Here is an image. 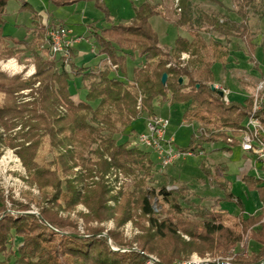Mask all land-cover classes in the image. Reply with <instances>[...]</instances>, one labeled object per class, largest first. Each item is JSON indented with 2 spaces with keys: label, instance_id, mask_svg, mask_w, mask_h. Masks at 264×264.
<instances>
[{
  "label": "trees",
  "instance_id": "16d2710c",
  "mask_svg": "<svg viewBox=\"0 0 264 264\" xmlns=\"http://www.w3.org/2000/svg\"><path fill=\"white\" fill-rule=\"evenodd\" d=\"M9 1L0 0V60L30 52L35 72L24 78L21 75L10 77L0 70V124L7 133L21 126L20 131L11 137L0 136V141L18 147L24 164L32 171V178L40 185L52 188V200L48 201L54 203L64 199L68 207L83 202L89 210L84 215L87 223L114 219L119 228L133 218L134 211H138L149 227L143 228V234L137 236L134 243H126L122 241L123 236L115 232L101 235L102 228H91L83 234H64L61 229L65 224L45 208L39 218L33 214L4 213L0 218V255H3L0 264H146L147 253L157 255L164 264H174L176 259L189 258L193 253L205 256L228 252L247 232L252 242L259 243L261 248L242 262H262L263 179L252 175L242 178L250 190L258 191L263 204L262 213L246 214L241 199L228 187L226 177L218 172L213 177L210 167L203 164L207 176L224 192L225 200L235 203L242 212L233 215L215 202L211 208L196 205L194 219H190L186 215L191 208L183 204L189 202L190 188L186 182L167 175L157 188H147V178L136 180L133 190L123 193L121 202L116 201L120 204L114 208L109 202L116 197L110 196L102 178L112 169H121L134 177L139 171H144L146 177L154 174V167L160 162L151 158L152 152L135 146L128 138L120 142L118 136L129 128V134L136 138L133 121L143 115L148 118L157 116L155 103L158 102L187 104L184 121L199 124L201 133L193 135L188 147L181 152L198 154L208 143H222V149L229 151L240 145L254 99L250 96L243 103L231 99L227 103L224 96L212 90L214 64L222 62L226 67L230 55L229 47L213 34L226 38L228 43L232 38L244 39L254 51L249 14L252 12L263 19L264 0H235L236 19L204 11L194 0H179L176 7L179 14L173 24L185 30L189 37L178 36L172 49L160 44L150 23L152 17L160 15L159 7H163L162 2L166 0L157 4L140 0L129 24H111L92 32L100 46L99 54L105 55L112 64V67L107 65L104 68L77 64L73 48L68 61L61 55L51 56L48 45L44 51L48 57L42 56L48 29L64 24L54 26L55 23L48 22L36 27L31 41L5 36L2 26ZM19 1L21 10L29 9L34 18L38 17L28 0ZM48 1L64 5L77 0ZM208 1L221 5L220 0ZM103 10L107 13L106 9ZM205 34L210 35L208 40ZM129 51L137 53L142 60L130 78L126 75ZM184 54H189L188 61L183 59ZM113 71L124 73L126 80L112 77ZM164 74L168 75L165 84L162 83ZM180 78H183L182 83ZM25 89L31 90V100L19 102L16 94ZM74 96L78 97V102ZM258 117L264 124V108ZM49 153L53 154L49 162L53 168L40 167L41 159ZM76 167L80 170L74 174ZM261 169L264 171L263 163ZM95 176L101 180L85 183ZM176 182H179L177 187L168 189ZM156 200L159 212L154 208ZM2 208L3 205L0 213L5 212ZM178 231L189 236L190 240H184L185 245L180 249L172 246L163 249L160 241L169 234L177 235ZM12 236L23 238L16 249L11 248ZM108 239L118 250H112ZM134 244L138 251L133 249ZM124 246L130 249L121 250Z\"/></svg>",
  "mask_w": 264,
  "mask_h": 264
},
{
  "label": "rangeland",
  "instance_id": "374dc122",
  "mask_svg": "<svg viewBox=\"0 0 264 264\" xmlns=\"http://www.w3.org/2000/svg\"><path fill=\"white\" fill-rule=\"evenodd\" d=\"M28 1L37 11L43 10L44 21L55 23L54 26L64 24L71 31V39L75 40L72 45L76 55L74 61L77 64L85 63L96 68L107 57L99 54L100 46L92 35V32L96 30L100 31L111 24H129L135 17L136 8L141 4L137 0H99V4L98 0H77L64 5H57L48 0ZM194 1L204 11L236 19L235 11L237 10V5L235 0H220L221 5L208 0ZM150 2L157 4L162 1L150 0ZM162 5L163 7H159L161 11L160 15L152 17L150 23L159 37L160 44L163 47L172 49L178 36L189 37V34L173 24V21L179 14V11L176 10V1L166 0L162 2ZM103 8L107 10V13ZM35 18L38 19V17ZM38 20L39 23L35 24V29H31L34 26L32 12L29 9L21 10V1L11 0L6 8L5 23L2 26L3 33L5 36L13 39L31 41L36 33V27L45 24L41 19ZM249 25L254 32V51H251L244 39L232 38L231 42L228 43L226 38L213 34L215 38H218L225 46L229 47L232 54L230 69H227L222 62L214 64L212 68L214 83H218L229 89V100L231 99L239 103H243L250 93L253 96L255 87L264 79V18L260 19L251 12L249 14ZM50 30L48 29L46 32V36H48ZM205 37L208 40L210 35L205 34ZM11 45L13 46L14 44L11 43ZM46 48L47 44L43 45L41 49L43 51L41 54L45 58L46 56L48 57L44 52ZM189 58V54L183 55L184 60L188 61ZM141 61L137 53L131 51L127 53V77H132L133 69ZM107 65L112 67L110 60H106L104 64H101V68ZM0 70L10 77L21 75L24 78H29L35 72L33 56L30 52H25L13 58L0 60ZM259 73H261L260 78L256 75ZM126 75L121 72H111L112 77L120 80H126ZM75 82L76 86H78L77 83L79 81L76 79ZM185 82H187V79ZM213 85L216 86V84ZM216 87L224 89L220 86ZM72 88L75 91L77 90L73 82ZM30 94L31 90L25 89L16 94V97H18L19 102H29L31 100ZM73 99L78 102L76 96ZM187 109L188 105L185 103H155L157 116L168 118L170 121L166 137L174 139L173 147L176 150L187 148L192 136L198 135L200 132L197 122L186 123L184 121L183 118ZM149 119L146 115H143L133 121L132 129H134L136 135L148 133ZM20 127L18 126L15 130L7 133L0 124V136L2 138L11 137L20 131ZM125 138H128L131 143L135 139L134 134H129V128L124 131L123 135L118 136L120 142L125 140ZM18 141L20 142V140ZM0 142V206L3 205L2 210L5 211L0 213V218L4 217L5 214H33L39 218L43 208H45L52 216L56 215L65 224L61 229V232L64 234L72 232L83 234L91 228H102L103 233L101 235L107 236L108 232H115L117 235H122V241L126 243H134L135 238L143 234V228L149 227L148 221L139 216L140 213L138 211H134L133 218L119 228L114 219L102 223H87L84 215L88 214L89 210L83 202L75 207H68L64 199H59L54 203L50 202L52 200V188L44 187L36 179L32 178V171L24 164L19 154V148L10 146L2 141ZM222 147V143H208L205 145L203 153L187 155L183 152L169 166L164 167L157 164L158 167H154V174L150 177H146L144 171H139L134 177L121 169L110 170L102 178L110 190V196L114 195L116 197V199L109 202V205L114 208L118 207L120 203L118 204L116 201L121 202L122 194L133 190L136 180L147 178L145 186L147 188H157L161 179L164 176L170 175L180 182H186L190 188L188 194L189 202L183 203L185 206L191 208L186 215L187 218L194 219V214L197 211L195 209L196 205L211 208L215 202H219L221 207L227 209L233 215H239L242 212L241 208L233 202L226 201L224 192L218 188L215 180L209 178L203 170V164H207L211 169L213 177L217 172L226 177L228 187H232L234 194L241 199L245 213L261 212L262 201L258 191L250 190L241 181V177L244 174H256L264 177V172L260 169V165L257 164V169L253 168L254 165L250 161L251 157H245V153L240 146H234L230 151L222 149ZM142 148L147 149L145 147ZM147 150L152 152L151 158L157 162L156 152L152 149ZM52 159L53 154L44 155L39 166L42 168H46L47 166L53 168L49 164ZM79 170L80 167H76L74 174ZM99 180H101V177L95 176L94 179H87L85 183L91 184ZM178 185L179 182H176L169 185L168 189H173ZM159 202L161 201L159 200ZM154 208L156 212L160 211L157 200L154 202ZM21 240H23L22 237L15 238L12 236L10 240L11 248L16 249L15 246ZM184 240L189 241V236L185 235L182 231H178L177 235H167L165 239L160 241V245L163 249L169 246L180 249L185 245ZM108 243L112 247V250H118V247L113 245L111 239H108ZM133 246V249L139 250L136 244ZM260 248V244L252 242L250 234L247 232L243 234L242 241L228 252L209 253L205 256L193 253L189 258L176 259L174 264L185 263L192 260L195 256L204 260H215L220 257L225 258L230 256L229 260L232 263L246 264L242 260L251 258L252 252L257 253ZM129 249V247L124 246L121 250L128 251ZM147 255H152L159 259L155 254L147 253ZM0 258L3 259V255H0ZM159 264L164 263L160 261Z\"/></svg>",
  "mask_w": 264,
  "mask_h": 264
},
{
  "label": "built area",
  "instance_id": "2783aa9c",
  "mask_svg": "<svg viewBox=\"0 0 264 264\" xmlns=\"http://www.w3.org/2000/svg\"><path fill=\"white\" fill-rule=\"evenodd\" d=\"M179 5V0H176V7ZM180 10V9H178ZM71 31L65 26H58L50 30L47 36V45L51 56L61 55L65 60L70 59V49L75 40L71 39ZM115 68V66H113ZM224 92V99L227 103L229 100V90L221 89ZM254 104L251 114L248 116L245 128L240 138V147L246 154L252 155L264 166V124L258 117L259 112L264 108V79H262L253 94ZM148 133L139 134L135 138L133 144L137 147H145L152 149L157 154V159L164 167L173 164L183 152L176 150L173 147V138H167L166 132L170 125L168 118L154 116L149 119ZM201 133V130H199ZM231 142V139H229ZM187 155L194 154L186 152ZM146 264H159V259L152 255H147ZM227 256L220 257L215 260H204L195 256L192 260L182 264H234ZM257 264H264V260Z\"/></svg>",
  "mask_w": 264,
  "mask_h": 264
},
{
  "label": "crops",
  "instance_id": "0c3cea01",
  "mask_svg": "<svg viewBox=\"0 0 264 264\" xmlns=\"http://www.w3.org/2000/svg\"><path fill=\"white\" fill-rule=\"evenodd\" d=\"M137 1H140V0H137ZM31 4V3H30ZM32 5V4H31ZM34 8V7H33ZM35 9V8H34ZM35 11L38 13V19H41L45 24L46 23H48V22H46V21H44L43 20V10H36L35 9ZM37 18H34L33 17V24H34V26H33V28H31V29H35V24L36 23H39V20H38ZM261 23V22H260ZM31 31V30H30ZM76 57V56H75ZM75 57H74V60H75ZM230 59H232V54H231V51H230V55H229V58H228V61H229V63H228V65L226 66V68L228 69H230L231 68V64H230ZM106 60H103L97 67H101V64H104V62H105ZM83 64H85V63H83ZM261 73H259V74H256L257 75V77H261V75H260ZM260 75V76H259ZM216 84V86H220V87H222V88H224V89H226V90H229V89H227L225 86H223V85H220V84H218V83H215ZM256 88V87H255ZM255 90L256 89H254V91H253V93L255 92ZM250 96H252V94L250 93V95L248 96V97H250ZM77 97V96H76ZM77 99H78V97H77ZM204 151H205V149H204ZM203 151V152H204ZM203 152H201V153H203ZM245 153V152H244ZM246 156H249V157H251V159H250V161H252V164L254 165L253 166V168H255V169H257L256 168V166H257V164H259L260 165V169H261V167H262V163L261 162H259L258 160H256V158L254 157V156H252V155H249V154H246L245 153V157ZM262 170V169H261ZM263 171V170H262ZM264 172V171H263ZM245 175H251V174H244L242 177H241V181H242V178L245 176ZM252 176H255V177H257V178H261V179H263L264 180V177L263 176H258V175H252ZM231 189H232V187H231ZM233 191V190H232ZM234 193V192H233ZM262 208H263V204L261 205V208H260V211L261 212H255V214L257 213V214H260V213H262ZM251 213H254V212H251ZM251 213H246V214H251Z\"/></svg>",
  "mask_w": 264,
  "mask_h": 264
},
{
  "label": "water",
  "instance_id": "95a60500",
  "mask_svg": "<svg viewBox=\"0 0 264 264\" xmlns=\"http://www.w3.org/2000/svg\"><path fill=\"white\" fill-rule=\"evenodd\" d=\"M167 78H168V75H167V74H164L163 77H162V83H163V84L166 83ZM182 82H183V78H180V83H182ZM212 90H216L220 96H223V95H224L223 90L217 88V87L214 86V85H212Z\"/></svg>",
  "mask_w": 264,
  "mask_h": 264
}]
</instances>
